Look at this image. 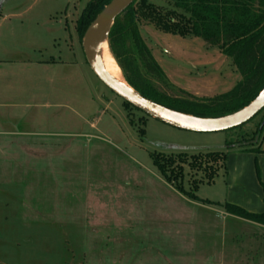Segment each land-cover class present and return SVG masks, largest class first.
<instances>
[{
	"label": "rangeland",
	"instance_id": "1",
	"mask_svg": "<svg viewBox=\"0 0 264 264\" xmlns=\"http://www.w3.org/2000/svg\"><path fill=\"white\" fill-rule=\"evenodd\" d=\"M89 1L0 0V16H7L0 22V104L7 103L0 112L10 129L53 134L22 140L27 148L35 143L42 150L25 157L28 166L42 161L37 178L42 219L22 218L15 199L22 189H0V264H244L246 235L260 226L179 192L151 153L208 152L230 142L228 152H240L238 144L250 137L254 146L264 147V129L257 134L264 110L232 129L195 132L126 105L85 59L77 20ZM135 12L141 35L167 76L166 83L153 79L156 89L206 98L241 80L220 48L162 27L159 18L187 20L172 0H138ZM10 164L17 162L11 158ZM185 170L188 189L191 176ZM13 175L7 177L18 174ZM226 178L219 173L213 182L199 183L196 195L226 203Z\"/></svg>",
	"mask_w": 264,
	"mask_h": 264
},
{
	"label": "trees",
	"instance_id": "2",
	"mask_svg": "<svg viewBox=\"0 0 264 264\" xmlns=\"http://www.w3.org/2000/svg\"><path fill=\"white\" fill-rule=\"evenodd\" d=\"M110 1L90 0L87 3L77 20L81 40L88 26ZM137 1L116 18L109 33V46L128 83L142 95L188 114L221 117L246 107L263 90L264 0H172L176 8L188 15L187 20L172 21L159 18V23H164L162 27L169 32L182 35L190 33L201 37L232 58L241 74V80L228 92L206 98H198L188 92L187 97H175L155 88L153 79L166 83L167 76L141 35L135 12ZM135 58L144 68L146 76L140 75ZM124 103L137 109L127 101ZM132 124L137 125L136 122ZM263 129L264 124H261L257 134ZM140 135L145 137L144 127L140 130ZM254 138H243L241 144H238L240 149L254 148ZM232 143L225 149L217 148L193 154L154 152L151 153V158L161 175L182 194L196 201L219 205L230 214L264 224V212H250L229 202L220 204L203 201L195 193L199 183H211L220 172L226 173L228 151L233 147ZM185 167H188V174L191 176L188 189L184 184Z\"/></svg>",
	"mask_w": 264,
	"mask_h": 264
},
{
	"label": "crops",
	"instance_id": "3",
	"mask_svg": "<svg viewBox=\"0 0 264 264\" xmlns=\"http://www.w3.org/2000/svg\"><path fill=\"white\" fill-rule=\"evenodd\" d=\"M6 17V15L0 16V22L4 21ZM6 104V102L0 104V109ZM13 119L16 118L12 117V120ZM8 121L9 120L3 118V114L0 112V189L2 187H17L18 189H22L19 195L15 197L21 206L22 218L28 222H39V219H42L40 218L42 214L40 210L42 209L38 208L37 205V189L39 188V185H37V178H41L39 172H41L42 161L33 160L28 166L25 162V157L27 156V152H31V156L35 157L38 154L37 151L41 152L42 150H37V148H35L37 144L35 143L29 145L30 147L27 148L28 145L22 142V140L26 137L48 136L50 133L45 135L46 133L35 130L10 129L8 128ZM51 135L53 134H50V136ZM13 141H18L19 143L18 145L13 144L14 148H12L13 145H11V143H14ZM28 149L30 150L28 151ZM11 158H13L17 164L11 165ZM37 163L40 168L37 167ZM13 174L18 175L14 179L7 177L8 175L14 176ZM223 174L227 177V202L236 204L250 212H264V147L255 146L249 150L229 152L227 170L226 173ZM38 181L41 183V179H38ZM27 190L29 194H32V198H30L31 196L27 197ZM33 190L34 195L32 193ZM39 202L41 201L39 200ZM225 214L229 218L231 217L232 219L262 227L256 228L258 231L257 233L255 230L253 233L250 230V234L246 235L248 241L244 244L248 243V257L244 261V264H264V224L243 217L241 218L228 212ZM252 250L254 252H252ZM251 255H253L252 258ZM137 260L138 257L136 258V261ZM217 264L219 263L217 262Z\"/></svg>",
	"mask_w": 264,
	"mask_h": 264
},
{
	"label": "water",
	"instance_id": "4",
	"mask_svg": "<svg viewBox=\"0 0 264 264\" xmlns=\"http://www.w3.org/2000/svg\"><path fill=\"white\" fill-rule=\"evenodd\" d=\"M136 0H111L91 22L82 37L87 62L97 77L114 93L143 113L171 126L195 131L218 132L241 126L264 109V88L259 95L241 110L221 117H201L181 112L142 95L127 81L122 83L106 73L99 65L97 47L103 37L109 45V33L116 20ZM258 140L256 138L255 142Z\"/></svg>",
	"mask_w": 264,
	"mask_h": 264
},
{
	"label": "bare ground",
	"instance_id": "5",
	"mask_svg": "<svg viewBox=\"0 0 264 264\" xmlns=\"http://www.w3.org/2000/svg\"><path fill=\"white\" fill-rule=\"evenodd\" d=\"M97 58L100 67L113 78L125 83V77L121 68L117 64L115 57L112 55L106 37L100 41L97 47Z\"/></svg>",
	"mask_w": 264,
	"mask_h": 264
},
{
	"label": "flooded vegetation",
	"instance_id": "6",
	"mask_svg": "<svg viewBox=\"0 0 264 264\" xmlns=\"http://www.w3.org/2000/svg\"><path fill=\"white\" fill-rule=\"evenodd\" d=\"M83 48V47H82ZM85 59H86V57H85ZM86 61H87V59H86ZM88 63V62H87Z\"/></svg>",
	"mask_w": 264,
	"mask_h": 264
}]
</instances>
